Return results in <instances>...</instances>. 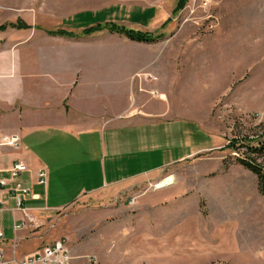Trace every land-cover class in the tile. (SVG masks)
<instances>
[{"label":"rangeland","instance_id":"rangeland-1","mask_svg":"<svg viewBox=\"0 0 264 264\" xmlns=\"http://www.w3.org/2000/svg\"><path fill=\"white\" fill-rule=\"evenodd\" d=\"M121 5L134 12L142 7ZM170 19L165 27L149 28L165 34L154 44L115 34L116 46L128 50L113 54L130 56L134 68L147 64L131 78L130 100L143 94L151 99L149 107L167 94L168 108L194 121L177 119L166 133L177 144L187 139L193 148H209L158 170L151 182L87 194L63 209L33 211L40 225L27 231V251L67 236L74 264H264V191L257 174L238 159L264 167V152L250 149L264 141V0H188ZM124 21L133 29L149 25ZM113 100L115 114L121 100ZM137 130L126 132L134 136ZM166 179L174 187H154ZM3 219L9 229L10 218ZM229 220L235 225H223Z\"/></svg>","mask_w":264,"mask_h":264},{"label":"crops","instance_id":"crops-1","mask_svg":"<svg viewBox=\"0 0 264 264\" xmlns=\"http://www.w3.org/2000/svg\"><path fill=\"white\" fill-rule=\"evenodd\" d=\"M177 2L0 0V25H6L0 29V132L21 136L19 148L0 147V175L8 176L7 169L16 160L27 164L28 170L21 178L39 195L37 199L28 198V205L39 203L32 207L40 210L46 206L51 210L63 209L87 194L129 189L145 181L151 182L150 175L158 170L209 148H193L187 144V139L186 143L177 144V137L166 133L177 119L191 122L194 119L185 112L175 111L171 105L168 108L165 91H161L167 96L165 100H154L149 107L151 99L143 94L133 97L135 104L132 103L134 99H129L131 78L147 64L134 68L130 56L122 53L128 48L114 43L116 33L108 29L88 35L82 33L94 20L124 23L128 17L135 23L149 24L146 30L152 26L161 28L173 15ZM126 3L142 7L134 12L133 8L121 5ZM58 29L73 35L49 33ZM118 50L121 54L114 55L113 51ZM154 69L160 72L159 66ZM115 97L120 98L121 104L113 114ZM141 106L143 111L136 112ZM156 126L160 127L148 130ZM161 126H165L163 133ZM129 128L138 132L131 136L126 132ZM42 167L48 170L45 186L35 182L37 171ZM168 185L159 188L174 187ZM175 195L155 201H166ZM13 206L10 198L1 205L0 227L4 228L5 235L9 232L7 238L4 235L6 249L10 252L12 244L16 243L17 252L22 256L38 248L27 251L23 245L29 229L14 231L9 209ZM5 214L10 218L9 229L3 219ZM231 222L235 225L236 221L221 224ZM238 235L236 232L235 237ZM70 249L72 251L71 246ZM230 251H233L232 245Z\"/></svg>","mask_w":264,"mask_h":264},{"label":"built area","instance_id":"built-area-1","mask_svg":"<svg viewBox=\"0 0 264 264\" xmlns=\"http://www.w3.org/2000/svg\"><path fill=\"white\" fill-rule=\"evenodd\" d=\"M21 136L17 133L0 132V147L8 146L19 148L21 146ZM231 142V140H230ZM248 148V147H247ZM241 156L238 153L234 155ZM27 164L22 160H16L10 168L9 175H0V211L5 203V199L10 198L14 202V206L9 208L13 215V229L15 232L23 229H31L39 224L38 219L33 215V211L39 208H32L27 203L28 198H39V195L33 192V188L26 185L21 178V174L28 169ZM48 170L45 167L39 168L36 174V183L39 185H47ZM155 188L157 185H154ZM135 202L136 198L130 199ZM47 207V206H46ZM44 207V208H46ZM20 214L17 216V214ZM4 228L0 227V264H74L75 256L72 254L67 236H61L52 243H47L41 248L36 249L32 253L19 255L17 252V244L13 243L11 251L6 249ZM91 262L95 261L94 256H89Z\"/></svg>","mask_w":264,"mask_h":264},{"label":"trees","instance_id":"trees-1","mask_svg":"<svg viewBox=\"0 0 264 264\" xmlns=\"http://www.w3.org/2000/svg\"><path fill=\"white\" fill-rule=\"evenodd\" d=\"M188 0H178L177 4H175V9L173 10V14L175 15L178 13L181 9L185 7V4H187ZM172 19L167 18V20L164 22L162 27H165L168 23H170ZM95 23L92 25H89L88 27H85L82 30V33L85 35L88 34H94L95 32L101 31L103 29H108L111 33L121 34L125 37L137 41V42H143V43H156L160 40H162L165 36L164 32H154L149 30H141V29H133L130 28L122 23H118L115 21H98L95 20ZM6 28V25H0V29ZM50 34L53 35H73V33L64 30V29H58V30H51L49 31ZM236 140H233V146L235 145ZM232 145V144H231ZM251 151L253 152H264V141L259 142L258 146H250ZM239 161L244 164L247 168L252 170L254 173L257 174L258 180H259V187L262 191H264V167H262L260 164L255 162L254 160H249L248 158H238Z\"/></svg>","mask_w":264,"mask_h":264},{"label":"bare ground","instance_id":"bare-ground-1","mask_svg":"<svg viewBox=\"0 0 264 264\" xmlns=\"http://www.w3.org/2000/svg\"><path fill=\"white\" fill-rule=\"evenodd\" d=\"M164 181H165V180H164ZM164 181H162L157 187H162V186H165V185L170 184V179L167 180L165 183H164Z\"/></svg>","mask_w":264,"mask_h":264}]
</instances>
